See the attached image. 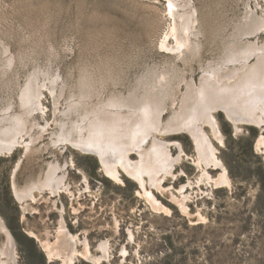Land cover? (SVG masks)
<instances>
[{
  "label": "rangeland",
  "instance_id": "1",
  "mask_svg": "<svg viewBox=\"0 0 264 264\" xmlns=\"http://www.w3.org/2000/svg\"><path fill=\"white\" fill-rule=\"evenodd\" d=\"M195 2L201 51L178 55L163 47L174 24L163 0H0V120L6 109L25 114L23 135L34 140L31 149L24 144L0 153V215L15 239L19 264H264L263 128L245 124L237 130L218 111L223 144L205 126L229 183L220 180L222 168L198 164L189 134H158L180 142L184 153L162 187L147 185L154 198L122 167L118 182L96 155L61 140L71 101V118L81 121L104 99L128 97L148 72L175 71L199 84L203 67L235 38L246 4L264 14V0ZM32 79L46 84L44 112L23 105ZM54 82L58 105L48 88ZM185 84L168 89L165 121L180 110ZM171 153L176 157L180 149L173 146ZM130 157L141 159L138 153ZM50 163L62 166L67 187L60 193L37 190L24 205L14 184H34ZM62 224L76 238L73 258L54 247ZM5 241L0 229V247Z\"/></svg>",
  "mask_w": 264,
  "mask_h": 264
},
{
  "label": "bare ground",
  "instance_id": "2",
  "mask_svg": "<svg viewBox=\"0 0 264 264\" xmlns=\"http://www.w3.org/2000/svg\"><path fill=\"white\" fill-rule=\"evenodd\" d=\"M163 1L167 2L166 7L174 19L172 32L163 40V47L178 55H185L187 50L199 54L202 31L195 0ZM245 9V17L231 34L235 38H228L223 55L212 60L206 68L203 67L199 84L194 77L188 79L184 75H177L175 71L170 73L164 70L160 74L148 72L128 97L114 95L107 101L104 99L91 110L86 109L81 121L71 118L74 106V101H71V114L66 112L67 118L61 123V140L85 153L96 155L106 174L118 182H123V168L125 174L154 198L152 192L147 191V185L160 187L164 175L173 173L184 153L180 142L161 139L158 134L167 136L187 133L198 151V164L222 168L220 180L229 183L228 171L205 126L211 128L212 135L221 143L225 137L216 116L218 111L224 112L237 130L245 124L264 129V39L260 36L264 31V14L253 10L248 3ZM248 35L256 40L250 41L252 37ZM173 38L175 42L170 44L169 39ZM181 82L188 86L182 106L165 121L166 100L170 95L168 89ZM55 83L48 88L56 96L58 105L60 98ZM45 85L34 82V79L29 81L22 96L26 109L30 110L34 105V110L45 111L41 102ZM140 88H143L142 92ZM6 110H3L5 113L0 120V153L9 154L25 145L31 149L34 140L27 142L23 135L27 117ZM145 143L151 146L146 147ZM261 144H264V135L259 139L258 145ZM173 146L180 149L176 157L171 153ZM136 153L140 154V160L131 159L130 155ZM60 171L62 166L50 163L45 176L34 184L22 188L14 184L15 196L24 205H28L27 201L35 197L37 190L60 193L67 187L65 172ZM162 172L163 176H160ZM0 229L6 235V241L0 247L1 264H19L15 239L1 215ZM75 245L76 238L62 224L54 247L73 258L77 251ZM101 247L106 246L102 244Z\"/></svg>",
  "mask_w": 264,
  "mask_h": 264
}]
</instances>
